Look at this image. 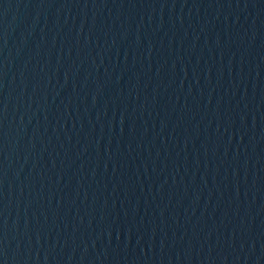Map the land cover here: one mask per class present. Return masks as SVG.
Listing matches in <instances>:
<instances>
[{
  "label": "water",
  "instance_id": "1",
  "mask_svg": "<svg viewBox=\"0 0 264 264\" xmlns=\"http://www.w3.org/2000/svg\"><path fill=\"white\" fill-rule=\"evenodd\" d=\"M0 264H264V0H0Z\"/></svg>",
  "mask_w": 264,
  "mask_h": 264
}]
</instances>
